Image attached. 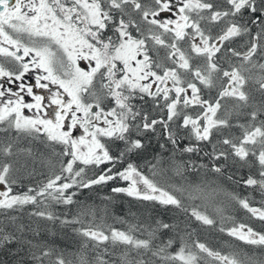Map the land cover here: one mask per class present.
Segmentation results:
<instances>
[{
  "label": "snow or ice",
  "instance_id": "1",
  "mask_svg": "<svg viewBox=\"0 0 264 264\" xmlns=\"http://www.w3.org/2000/svg\"><path fill=\"white\" fill-rule=\"evenodd\" d=\"M70 5L65 0H0V45H8L0 46V56L19 66L9 71L0 65V79L23 81L30 71L25 57L43 73L34 86L21 82L19 91L0 90V98L9 96L0 104V132L15 133L0 139V247L14 241L26 245L36 264H208L206 257L219 264H264V255L243 249L222 255L194 238L200 228L217 224L209 208L223 224L222 210L215 207L223 189L215 180L166 187L133 163L113 171L130 155H139L146 147L142 137L152 133L166 141L162 150L172 146L168 166L177 175L204 168L223 177L229 163L258 166V178L249 175L243 184L264 196V0H70ZM165 14L168 19L162 18ZM108 30L112 35L105 36ZM237 42L243 51L232 46ZM81 60L94 66L84 70ZM34 87L51 94L36 95ZM21 93L34 102H25ZM149 102L151 111L144 108ZM51 106L50 113L46 108ZM25 109L33 116H26ZM117 144L123 147L113 155ZM177 153H202L210 163L178 161ZM154 159L149 162L152 176L163 177L165 160L162 155ZM106 164L110 167L87 178L89 169ZM37 165L47 169L46 181L16 193L23 179L36 175ZM117 179L127 186L113 187V193L147 205L127 209L119 218L123 230L106 223V205L80 204L72 215L52 210L77 203L70 189ZM225 195L264 221V208ZM26 206L34 208L28 212L31 219L19 222L13 213ZM157 206L174 210L173 218L154 215ZM9 227L13 231L5 230ZM57 229L80 237L79 246L68 250L37 239L55 237ZM219 231L264 249V233L243 223ZM26 233L32 239H25Z\"/></svg>",
  "mask_w": 264,
  "mask_h": 264
},
{
  "label": "trees",
  "instance_id": "2",
  "mask_svg": "<svg viewBox=\"0 0 264 264\" xmlns=\"http://www.w3.org/2000/svg\"><path fill=\"white\" fill-rule=\"evenodd\" d=\"M259 98V95L257 96ZM110 103V102H109ZM137 104H141L142 102L136 101ZM144 108L146 110H152L151 102L144 104ZM154 116L159 118V112L152 113ZM240 122H245L244 119H241ZM232 132L236 135H240V130L238 128H234ZM144 144L146 145L145 149L139 154L130 155L123 163L117 164V168L113 169L116 171L117 169L122 170L126 167L127 163L135 164L141 172L145 175L149 176L152 179L158 180L162 185H187V184H198L202 181H212L215 180L220 187L223 189V192L216 197L215 207L222 210V216L224 217L223 224L221 225V215L217 214L214 208L207 209V212L210 216L216 219L217 224L213 227L204 226L199 229L196 236L194 238L198 239L200 242L205 243L210 249L214 251L220 252L222 255H227L233 250L243 249L248 251L249 253H255L257 256L264 255V249L250 246L242 243L239 240H236L233 237L227 236L226 233H222L219 231L221 226L225 228H230L234 225H238L243 223L249 227H252L254 231L264 233V221H260L259 219L253 217L247 210L243 209L236 200L230 198V196L225 195V193H232L240 198H247L252 207L256 208H264V196L261 195L259 189L249 188L243 184V180L246 179L249 175L256 176L257 167H241L239 164H231L229 163L228 167L225 169V175L223 177H218L215 173L208 171L204 168H199L198 171L188 170L185 171L184 174L177 175L172 167L168 166V159L171 156V145H167L168 151H164L160 148V144L166 143L162 136L157 137L152 133L146 134L142 137ZM26 141V140H22ZM187 140H182L181 144H187ZM28 145V144H26ZM25 145V146H26ZM32 145L37 147L38 149H42V145L38 143V141H33ZM123 147L122 144H117L112 147V153L115 155L117 153L118 148ZM44 150V149H43ZM206 151H211L210 146L205 145ZM158 155H162L165 160V167L167 168V172L163 177L156 176L153 177L147 171L150 170V163H155L154 157ZM176 159L178 161H188L191 159L196 163L197 166L200 164H209V160L207 157H204L201 153L200 155H189L183 154L180 155L177 153ZM222 163V161H221ZM110 167V165H101L100 169H95L96 174H99L101 169H106ZM45 169V168H44ZM43 169V170H44ZM38 174V171L37 173ZM231 175L233 180H228L227 176ZM31 178H34L31 177ZM23 185H29V179L25 178L22 180ZM121 181L119 179L110 181L106 185H96L90 189H70L69 192L75 191L77 194L74 196V200L77 203L65 206V205H54L53 209L57 214L64 213L68 211L69 215H72L76 212L77 208L80 204L92 205L97 208L104 207L105 205L109 208V215L106 218V223L115 227L117 229H125L126 225L120 223L119 218L125 217L127 209L132 207L133 210L142 209L146 207L143 202H138L129 198L123 194H115L111 191L113 187L121 186ZM215 186V185H214ZM169 191L172 189L169 188ZM111 198V199H105ZM195 203H199V201H195ZM34 208L29 206L25 208L22 212L13 213L20 218L19 222L28 223L31 219L28 216V212L33 211ZM204 211L203 208L200 209ZM174 210H164L157 206L153 210V214L163 218L164 220H169L173 218ZM131 220L130 217H126ZM181 218H183V214H181ZM0 219H4L3 216H0ZM6 222V221H5ZM99 223V218L96 221ZM7 232L13 231L12 228H6ZM19 235V234H18ZM25 239H32L31 233L25 234ZM37 239H46L50 244L59 248H67L68 250H73L78 247L81 241V238L76 236L70 230H59L57 229V235L55 237L43 236ZM39 254V253H38ZM0 264H36L35 261L30 259L29 249L26 245H22L18 242H13L11 244H6L4 247H0ZM45 264H48L47 260Z\"/></svg>",
  "mask_w": 264,
  "mask_h": 264
},
{
  "label": "flooded vegetation",
  "instance_id": "3",
  "mask_svg": "<svg viewBox=\"0 0 264 264\" xmlns=\"http://www.w3.org/2000/svg\"><path fill=\"white\" fill-rule=\"evenodd\" d=\"M214 3H219L220 0H213ZM65 3H68L69 6L70 5V0H65ZM163 19H168V15H163L162 16ZM105 36H108V35H112V32L110 30L106 31L104 33ZM24 42L27 43V39L25 38L24 39ZM2 46V45H0ZM3 46L5 47H8V45L4 44ZM242 48V47H241ZM10 50H14V49H10ZM243 50V48L241 49V51ZM18 55H22V52L21 53H18ZM24 61L25 62H28L29 63V67H30V71L28 73L25 74L24 76V79L23 81H12L10 82L8 80L7 77L3 78V79H0V85H3V88L0 89V90H7V89H11L13 91H19V87L18 85L23 82L26 86L28 85H32L34 86L35 85V78L37 75H43V73H41L39 70L37 69H33L32 66H31V57H25L24 58ZM78 64L84 69V70H90V67L91 66H94V62H91V64L87 61H84V60H81V61H78ZM0 65H3L7 70L9 71H17L18 70V65L17 63L12 60L11 58H5L3 56H0ZM49 88L51 89L52 92L54 91H57L59 90L62 94H63V90L62 89H58L56 85H49ZM34 94L36 95H42V96H45V97H48L50 95V91L49 90H46V89H39V88H35L34 87ZM21 95H23L25 97V102L27 103H33L34 101H32L31 97H28L26 95V93H21ZM66 98V96H65ZM9 99V96L6 94L5 97L3 98H0V104L3 103V101ZM11 99H15V97H11ZM47 102L48 100L46 99L45 100V105H47ZM47 109V108H46ZM28 110L25 109L24 110V114L27 113ZM9 133H3V132H0V136H3V135H8ZM14 135L15 136V133L12 132L11 133V136ZM24 145L28 144V141H22ZM27 146V145H26Z\"/></svg>",
  "mask_w": 264,
  "mask_h": 264
},
{
  "label": "rangeland",
  "instance_id": "4",
  "mask_svg": "<svg viewBox=\"0 0 264 264\" xmlns=\"http://www.w3.org/2000/svg\"><path fill=\"white\" fill-rule=\"evenodd\" d=\"M3 46V45H2ZM233 47H236L237 48V50H240L241 51V45H240V43L239 42H237V43H234L233 45H232ZM3 47H5V46H3ZM243 51V50H242ZM222 67H225V68H227L228 67V65L226 64V63H223L222 62ZM50 94H51V92H50ZM204 95H205V97L207 98V96L209 95V93L207 92V90L205 91V93H204ZM211 95L212 96H215V90H213L212 92H211ZM256 96H258L259 94L258 93H256L255 94ZM65 99H67V97L65 98ZM47 104H48V102H47ZM54 107L55 106H51V107H48L47 109H46V111H48V112H52L53 111V109H54ZM25 115L26 116H33V112H27V113H25ZM243 119V118H242ZM246 122V121H245ZM241 123H244V122H241ZM81 133L80 132H76L75 133V135L76 136H79ZM9 135H11V133H9L8 135H3V136H0V139H7L8 138V136ZM12 136H14V135H12ZM21 143L23 144V142L21 141ZM39 143V142H38ZM37 148V147H36ZM44 148L42 147V149H41V151H47V150H43ZM44 168L42 167V166H40V165H37V171H38V174H36V175H34V178H27V179H29V181H30V184L29 185H23V183L21 182V185L20 186H17L15 189H14V191L16 192V193H21V192H23V191H26V189H27V187L28 186H33V187H35V186H37L40 182H44V181H46V179H47V176H48V171H47V169H44ZM93 172H95V169H89L88 171H87V178H94L93 177ZM148 173H150L151 175H152V173H151V171L149 170V171H147ZM96 173V172H95ZM143 173V172H142ZM144 174V173H143ZM121 186H127L126 185V182H124V181H121ZM27 207H29V206H26L25 208H27ZM243 243V242H242ZM79 245V244H78ZM59 248V247H58ZM201 255H204V254H201ZM206 259H207V261H208V264H219V261H216V260H213L212 258H210V257H206Z\"/></svg>",
  "mask_w": 264,
  "mask_h": 264
}]
</instances>
